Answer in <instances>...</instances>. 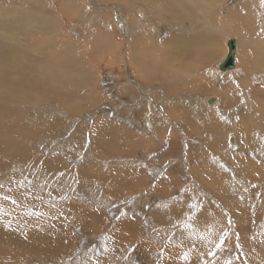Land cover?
I'll list each match as a JSON object with an SVG mask.
<instances>
[{
    "label": "rangeland",
    "instance_id": "obj_1",
    "mask_svg": "<svg viewBox=\"0 0 264 264\" xmlns=\"http://www.w3.org/2000/svg\"><path fill=\"white\" fill-rule=\"evenodd\" d=\"M101 1L84 0V5L81 3L80 8H74L77 11L55 10L63 24L62 33L81 41L88 25L105 27L99 22L97 13L101 12L98 10H110L108 16L112 12L116 37L111 32L108 38L122 43L116 47L112 40L107 42L112 44L113 54L105 53L106 57L86 62L92 74L82 81L92 82L93 100L86 103L81 95L80 101L84 102H77V91L81 90L77 88L76 94L68 91L67 108L55 107L57 101L51 104L47 101L43 106L24 103L16 109L14 120L8 121L21 128L13 127L16 139L20 140V131H26L24 145L31 157H16V151L12 156H4L0 148V199L18 204L16 208L25 209L22 214L28 219L36 217L33 221H37V228L43 227L38 226V222L44 221L45 213L42 219L39 209L32 213L30 208L24 207L33 201L48 205L56 212L49 224L43 223L51 230H61L58 237L49 234L51 241L58 240L55 244L61 242L65 250L69 246L68 254L60 257H27L25 251L22 261L16 258L23 264H264V125H260L264 122V96L258 97L260 88H264V79L261 80L264 75V10L259 3L262 0H209L217 5L218 15L216 19L207 20L201 18L204 11L192 10L194 5L201 6L202 0H189L187 16L176 14L182 7L173 0L169 5L174 10L163 13L155 12L159 9L153 7L154 3L147 5L130 0V5L125 0H116L120 13L128 21L133 16L140 24L133 15L137 10L150 19L156 14L162 19L156 20L162 39L157 44L160 57L139 63L140 69L147 71L144 94L134 83L136 63L134 58L133 62L130 59V46L125 43L131 40V33L126 30L117 8ZM0 2L14 9L25 7L21 0ZM180 3L187 5L183 0ZM98 4L101 9L96 7ZM204 4H208V0ZM228 10L234 13L233 18H242V33L230 26L224 14ZM114 14L118 15L114 17ZM213 25L212 33L204 29ZM216 25L228 30H219ZM200 28L204 35L189 46L188 40L184 45L181 41L166 42L178 34H201ZM139 29L142 35L147 31ZM103 30L97 28L99 32ZM213 37L217 42L214 47H207L208 43H213V39L210 40ZM229 38L238 42L237 64L231 71L237 74L218 70ZM167 48L178 50L169 52ZM133 49L139 51L140 47ZM188 49L199 54L192 55ZM181 51L187 54L170 57ZM153 69H158L155 79L149 76L156 72ZM78 72L70 74L75 82H80L75 80ZM150 90L158 95L152 97ZM158 97L181 100L174 104L161 103L156 100ZM211 97L215 102L208 103ZM191 101H197L193 109ZM74 103L86 106L73 113ZM240 103L243 108L238 107ZM243 112H250V123L253 121L254 126L242 128L239 134L235 124ZM111 122L122 124L127 132L114 135L113 127L109 129L107 125ZM257 125L261 129L255 127ZM0 136L6 137L7 133ZM238 137L246 140L236 146ZM242 145L248 149H243ZM240 151L243 157L235 164ZM36 154L46 157V161L38 163ZM10 188L13 195L8 192ZM11 196L16 201L11 200ZM83 204L85 207H81ZM68 206L71 209L65 208ZM99 211L102 219L95 220ZM66 215L68 218H64ZM83 227H97L96 234L92 235ZM65 228L68 231L64 232ZM2 243L6 248L12 245L7 241ZM6 258L3 260L7 263L14 262V258Z\"/></svg>",
    "mask_w": 264,
    "mask_h": 264
},
{
    "label": "bare ground",
    "instance_id": "obj_2",
    "mask_svg": "<svg viewBox=\"0 0 264 264\" xmlns=\"http://www.w3.org/2000/svg\"><path fill=\"white\" fill-rule=\"evenodd\" d=\"M54 1H57L58 3L56 2L54 3L53 0H21V2L25 3V7L23 9H17V8L14 9V7L12 6L6 7L0 2V134L7 133L6 137L0 136V138H2L0 139V148L4 156L5 155L7 156V154L11 155L13 151H16L17 153L16 155H18L16 157H19V158L27 157L28 159L29 157H31L30 153L26 151V147L24 145V141L26 140V135H25L26 131H23V132L20 131V133H18V135L20 136V140H18L16 139L15 136H13L12 132H16V129L18 130L20 126L16 125V127H14V124L9 123L10 121H12L14 117H16V109H18V107H20L24 103L35 104L36 106H43L45 105L47 101L49 104L57 101L58 106L55 105V107L67 108L68 101L66 102V98L69 93L68 91L71 90L72 92L73 90V92L76 94L74 90H76L77 88H81V90L80 92L76 90L77 91L76 101L77 102L80 101L81 95H83L84 101L86 103H89L88 102L89 99L93 100L92 94H94L95 91H93L91 88V85H92L91 81H85V82L82 81L83 78L85 79L86 77H88V74H89V77H90V74H92L88 72L89 69L86 68L87 63L95 61V60L97 61L99 56L106 57L107 55H105V53L113 54L111 50L112 44L118 47L117 45H121L122 43L121 40H119V44H118L116 39L112 40L108 38V36L111 35V32H113V37L115 36V32H116L114 30L115 25L113 24L112 12H110L111 16H108L107 11H110L108 9L107 11L98 10L102 14L97 13V16L100 18V21H99L100 24H103L105 27H101V25L99 26L88 25V27L85 30L83 41H81L79 38H76V37L74 38H72L71 36L66 37L65 36L66 33L65 34L62 33L64 32V29L62 27L63 24L60 23L57 17L56 11L58 12L60 10H66V9L70 11L72 9L73 11H77V10H74V8L76 9L80 8L81 3H83L84 5V0H54ZM105 1L108 4H110L109 6L115 9L117 8L116 10H118L117 11L118 14L120 13V8L118 7L119 2L118 4H116L117 3L116 0H102L101 2L105 4ZM128 1L129 2L125 0V3L130 4L131 1L130 0ZM139 1L147 5L151 3L156 4L155 6L153 5V7L156 9H159V10H155V12L158 11L157 13H163L168 10H174V7H170L169 5L170 0H139ZM173 1L178 5L180 4L179 6L182 7L180 12H176L178 16H187L189 14L188 12V10H190L189 0H183V2L186 3L187 5H181L180 2L182 0H173ZM204 1L206 0H202L203 4L197 8L194 5V9L192 10L204 11V13L201 15V18L203 20H207L208 18L216 19V16L218 15V10H216L217 5L215 3H212V1L209 2V0H208V4H204ZM259 3H260L262 10H264V2L260 1ZM96 7L101 9L102 6L98 4ZM137 12H134L133 15H136L137 19L139 20L140 24H142V26L138 22L132 19L133 16H131L128 21L121 12L120 17H121V20L124 22L125 26H127L126 30L129 33H131V40H129L128 38L129 36L126 35V38L129 41H125V43L127 44L126 46H130L128 48L129 49L128 53L132 54L131 55L132 58L130 59L133 62V58H134L135 59L134 63H136L137 69L136 70L134 69L135 75L133 73V75L135 76L134 83L137 85L138 88L139 87L142 88L143 81H146L147 71L141 70L139 63L141 64L148 60H154L155 58L160 57V51L157 48L158 46L157 44H159L162 41V39H160L161 33L160 31H158L159 25L156 24V22L159 20L162 21V19L157 14L155 18L150 19L144 13L142 14L143 16L145 15L144 21L143 23H141L143 20V16L139 13V10H137ZM224 14H226V18L229 19V23L232 29H234L235 32L242 33V28H241L242 18L237 17L238 20L237 18H233L232 14L234 13H232L230 10H228V12ZM117 15L114 14V17ZM236 16H239V15H236ZM70 17L72 20L73 14H71ZM88 22L90 21L88 20ZM170 22L172 23V21ZM86 24L88 23H84L83 25H86ZM172 25H171V28H172ZM140 27H142L143 30L144 28L147 30L145 33H143V35L141 34V30L139 29ZM213 27L214 25L204 26V29L207 32L212 33L215 30L210 29V28H213ZM215 27H218L219 30L222 28L224 29V26H220V25H216ZM97 28H104L105 30L99 32L97 31ZM201 29L202 28H200L199 30ZM224 30H226V28ZM204 33L205 32L202 29V33L198 35H196L195 33L193 35H188V34L179 35L178 34V35H175L174 37L168 38L169 40L167 39L166 42L169 41L168 43L175 44L176 42L178 43L181 41V43L184 45V41L188 40L187 42L189 46V44L192 43L195 39H196L195 41L199 40V36L204 35ZM69 39H72V41ZM212 39H213V43L212 44L208 43L206 45L207 47L208 46L210 48L212 46L214 47V43L217 42V39L216 38L214 39V37L210 38V40ZM111 40L113 43L111 45H108L107 42L111 43ZM227 40L228 39H226V42ZM236 43L237 44H236V51H235L234 68L236 67V64H237V52H238V42L236 41ZM134 46H137V48L139 46L140 50L139 51L138 49L134 50L133 49ZM177 48L179 49V47ZM226 48H227V44H226ZM242 49H244L243 45H242ZM226 50L227 49L224 50L225 56L227 54V52L225 54ZM244 51L246 50L244 49ZM187 52H191V51H189L188 49ZM184 54H187V53L181 51L173 55L179 57ZM191 54L196 55L199 53L196 50H194L193 52H191ZM167 55H170V54H167ZM75 70H79L78 78H76L75 80H78L80 82H75L72 76L70 75ZM153 70H155L156 72L154 74L153 72H151L149 76H152V78H155L158 75V69H153ZM232 70L225 71L224 73L229 74V72H231ZM92 72H95V71H92ZM90 82H91V85H90ZM70 96H73V95H70ZM48 98H51V99L49 100ZM169 98L170 99L167 100L168 102H173L177 100V99H174L173 97H169ZM209 99H212L213 100L212 102H215V98L211 97ZM209 99H207V101ZM84 101H80V102H84ZM191 102H193L191 103L192 105L191 107L193 109L194 106H197L196 105L197 101H191ZM16 105H17V108H16ZM85 106L80 107L76 103H74V105L71 108V111L73 113H78ZM196 109L197 107L194 109V111ZM14 113H15V116H12ZM245 115L247 114L243 113L242 115H239L240 122L238 121V123L235 124L237 126V128L235 129H237L239 134L242 128L246 126L248 127L254 126L252 124L253 121L250 123L251 114L244 117ZM182 117H184L183 114H182ZM95 122L97 123L98 121H95ZM107 125L109 126V129H110L111 127L110 123ZM112 125H113L112 133L114 135L121 133V132H127V129L122 124L117 125L115 123H112ZM13 127L16 129H14ZM19 130H21V128ZM258 137H261L260 133L258 134ZM229 139L234 141L235 137H230ZM239 141L242 142V139L239 138L237 140L236 146L239 145L238 144ZM242 146H243V149H248V146L246 145H242ZM34 157L38 161L39 160L46 161L45 159H47L46 157H44L45 158L44 159L41 155H37V154ZM38 163H40V161ZM33 167L35 168V166ZM26 168H29V167L26 166ZM8 186L11 187V185H8ZM11 191L13 190H11L10 188L8 192H11ZM3 192H6V191L4 190ZM11 193L13 195V192ZM16 194L17 193H15V195ZM19 195L20 194H18V197ZM44 195H47V194H44ZM10 198L11 200H13L12 196ZM15 199L13 201H16ZM21 202H22V199H21ZM16 205L13 204L12 201L10 200L6 201V200L0 199V264H21L22 262L20 261H22L21 260L22 255H25L24 253L26 252H27L26 255H28L27 257H34V256L41 255L44 258H48V259L53 258V257L54 258L60 257L61 255L67 254V251L64 248H61L62 243L60 242L58 245L55 244V242H58V240L51 241L50 236H49L50 234L51 237L53 236L58 237L61 233V230H59L58 228H56L55 230H51L52 228L51 227L48 228L49 225L47 226V224H45L46 222L49 224V222L51 221L50 219L53 218L52 216L56 211H54L51 208L49 209L48 205L38 203V202L36 203L35 201H33V203L30 204L29 206L26 205V207L24 208H30L32 210L31 211L32 213H33V210L39 209L38 210V213L40 212V214H38L40 216V217L38 216L39 218H42V216L45 213L44 215L45 219L43 221L45 223L41 221L38 222V226H40L39 224H42L43 227L40 228L41 227L40 226L39 228H37V221L36 222L33 221L36 217L33 220L28 219V216H23L22 214L24 213L25 209L24 210L21 209L22 211H20V208H16L17 207ZM65 208L71 209L70 206L65 207ZM46 213H49V214L46 216ZM35 215L37 214L35 213ZM64 218H68V215H66ZM11 230H14L16 232L11 233L12 232ZM2 241L10 242V244L12 243V245H8L11 247H7V248L4 247L5 244L3 245ZM4 255L6 257H10V259L14 258V262L7 263L6 261H4L3 258L7 259ZM16 256L19 257L20 261L16 258Z\"/></svg>",
    "mask_w": 264,
    "mask_h": 264
},
{
    "label": "crops",
    "instance_id": "obj_3",
    "mask_svg": "<svg viewBox=\"0 0 264 264\" xmlns=\"http://www.w3.org/2000/svg\"><path fill=\"white\" fill-rule=\"evenodd\" d=\"M235 39V38H234ZM236 40V39H235ZM177 43V42H176ZM237 44V43H236ZM176 50H178V49H175V48H172V50H169L168 49V51H170V52H177ZM170 57H175V55H171ZM222 62V61H221ZM159 63V62H158ZM218 64H220V63H218ZM165 67H167V66H165ZM237 74V72L236 71H234V72H231L230 74ZM135 75V74H134ZM261 74H259L258 75V77L260 76ZM241 77H244V76H241ZM152 79H155V78H152ZM262 79H264V75L263 76H261V80ZM156 81H158V80H156ZM263 81V83H262V85L264 84V80H262ZM146 82V81H145ZM160 84H161V80H160V82H159ZM261 85V84H260ZM193 86H194V84H193ZM163 88L165 87V85H163L162 86ZM167 87V86H166ZM195 87V86H194ZM208 85L204 88L205 90H207L208 89ZM196 88V87H195ZM207 88V89H206ZM151 89H154V88H151ZM263 90H264V88H262ZM261 88H260V92H259V96L258 97H261V96H264V91L262 90ZM146 91V89L144 88V87H142V94H144V92ZM236 94V93H235ZM254 94H256V92H254ZM149 95H151L152 97H155V96H157L158 94L156 93V91L155 90H153V91H151L150 90V93H149ZM252 95V94H251ZM144 97H146V96H142V98L144 99ZM167 99H170L169 97H167ZM174 99H177L176 101H173L172 103L170 102V104H174V102H179L181 99H178V98H174ZM156 100L157 101H159V102H161V103H165V102H167V103H169L167 100H164L163 99V97H158V99L156 98ZM156 100H155V103H153L154 105L155 104H157L156 103ZM205 100H206V98H205ZM205 100L203 101L204 103H205ZM145 101V100H144ZM148 101V100H147ZM146 101V102H147ZM242 102H244V99L242 98ZM250 103V102H249ZM206 104V103H205ZM150 105H152V101L150 100ZM237 106H238V104H237ZM238 107H241V108H243V105L240 103V106H238ZM237 107V108H238ZM164 108V107H163ZM244 114H246L247 113V115H249L250 114V112H243ZM242 113V114H243ZM247 115H245L244 117H246ZM262 118H264V116L262 117ZM262 120H264V119H262ZM110 125H111V127H113V125H112V122L110 123ZM260 125H264V122L262 123V124H260ZM260 125H257V126H255V127H259L260 128ZM255 127H253L255 130H256V128ZM261 129V128H260ZM257 132H259L258 130H257ZM133 134V133H132ZM243 134H245V132L243 133ZM257 134H259V133H257ZM130 136L132 137V135L130 134ZM242 136H245V135H242ZM258 136V135H257ZM97 137V136H96ZM96 137H95V139H96ZM246 140V138H242V142H243V140ZM139 141V140H138ZM241 155V156H240ZM240 157H243V155H242V153H241V151H240V153H237V159H235V164H237L238 163V158H240ZM243 162H244V159L242 160ZM236 167H238V166H236ZM238 173L239 174H241L242 175V173L241 172H239L238 171ZM223 190V189H222ZM81 207H85V205L83 204ZM80 210H81V208H79ZM95 220H101L102 219V216H101V211H99L98 212V214L95 216ZM74 221V220H73ZM79 222H81V221H79ZM96 229H97V227H93V228H91V227H83V230H85V231H89V233H92V235H95L96 234ZM68 231L67 230V228H65L64 229V232H66V231ZM66 238L68 239V240H70L69 238V236L67 237V233H66ZM128 244H125V246H127ZM66 246H67V244H66ZM68 247V250H69V246H67ZM72 247V246H71ZM70 247V248H71ZM68 250H66L67 251V254H68ZM66 254V255H67Z\"/></svg>",
    "mask_w": 264,
    "mask_h": 264
},
{
    "label": "water",
    "instance_id": "obj_4",
    "mask_svg": "<svg viewBox=\"0 0 264 264\" xmlns=\"http://www.w3.org/2000/svg\"><path fill=\"white\" fill-rule=\"evenodd\" d=\"M226 44H227V54L223 58V61L218 66L219 70L222 72L232 70L234 68L236 40L234 38H229ZM212 101H213L212 99H209L208 103H211Z\"/></svg>",
    "mask_w": 264,
    "mask_h": 264
},
{
    "label": "snow or ice",
    "instance_id": "obj_5",
    "mask_svg": "<svg viewBox=\"0 0 264 264\" xmlns=\"http://www.w3.org/2000/svg\"><path fill=\"white\" fill-rule=\"evenodd\" d=\"M262 2H264V0H262ZM13 203H15V202H13ZM221 243H222V241H221ZM220 245H217V247H219Z\"/></svg>",
    "mask_w": 264,
    "mask_h": 264
}]
</instances>
